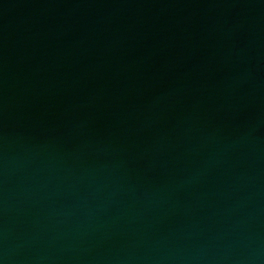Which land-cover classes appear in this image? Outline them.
<instances>
[{"label":"water","instance_id":"95a60500","mask_svg":"<svg viewBox=\"0 0 264 264\" xmlns=\"http://www.w3.org/2000/svg\"><path fill=\"white\" fill-rule=\"evenodd\" d=\"M0 264H264V0H0Z\"/></svg>","mask_w":264,"mask_h":264}]
</instances>
